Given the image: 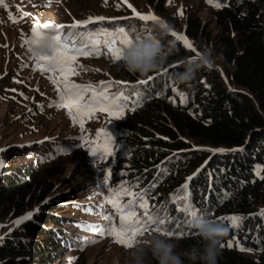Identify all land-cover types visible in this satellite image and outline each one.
Returning <instances> with one entry per match:
<instances>
[{
	"label": "trees",
	"instance_id": "trees-1",
	"mask_svg": "<svg viewBox=\"0 0 264 264\" xmlns=\"http://www.w3.org/2000/svg\"><path fill=\"white\" fill-rule=\"evenodd\" d=\"M214 1L219 5L218 24L224 31L222 59L229 83L245 90L254 100L228 92L219 84L217 74L200 69L196 79L205 80L212 75L217 83L216 95L206 97L204 92L195 95L192 115L169 104L162 96H172L170 87L175 86L177 91L189 87L176 86L172 75L184 71L183 58L194 56L187 48H175L158 71L173 66L170 74V69L167 74L150 73L148 76L155 78L147 85L125 89L126 92L135 89L145 96L135 111L128 107L132 113L126 117V127L139 132L142 125L151 127L158 136L147 134V141L160 149L152 151L144 145L132 149L129 167L132 172L127 184L133 191L147 190L150 211L168 216L166 228L190 233L176 239L177 244L199 246L195 231L188 227L190 217L178 211L177 204L170 200L182 184L185 185V176L191 177L187 194L197 214L228 229L223 244L234 241L233 247L222 248L218 264H264V215L261 214L264 210V179L261 178L264 177V0ZM109 72L114 79L129 83L148 77L127 72L121 63L111 66ZM156 107L163 108V115L153 116ZM183 137L224 151L203 154L184 150L187 145ZM133 139L140 142L135 136ZM26 148L13 146L4 151L14 160L22 156ZM180 168L186 175L178 178ZM49 186L34 169L2 167L0 218L10 214L15 218L34 203L44 204L30 220L0 238V264H79L65 258L71 248L66 245L61 220L54 214L68 198L56 196L45 202ZM229 215L243 219L237 227L227 220L217 219ZM238 245L256 252L257 257L240 255Z\"/></svg>",
	"mask_w": 264,
	"mask_h": 264
},
{
	"label": "rangeland",
	"instance_id": "rangeland-1",
	"mask_svg": "<svg viewBox=\"0 0 264 264\" xmlns=\"http://www.w3.org/2000/svg\"><path fill=\"white\" fill-rule=\"evenodd\" d=\"M128 4H131L141 14L151 11L173 31L185 35L196 50L189 49L194 56L197 55V51L212 48L217 60L216 67L211 71L219 76L220 83L219 81L218 83L222 84L228 92L244 95L254 100L245 90L234 88L229 83L222 59L224 31L218 24L216 17L218 6L214 0L212 3L207 0H171V2L169 0H127V3L124 0H107V4L105 0H3V3H0V149H3L0 151V160L4 162V165L34 169L42 175L50 184L45 202L56 196L64 195L68 198L54 214L60 218L66 245L71 248L65 258L73 263L136 264L135 261L130 260L128 250L131 247L116 243L114 236L102 237L85 230L82 226L105 225L106 221L101 214L104 208L109 209V213L114 216L113 223L119 226V215L111 210V206L106 204L104 195L101 194H107L103 187L104 177L110 171L113 187L121 182H127L131 176L129 172H132V169H129L132 149L144 145L146 149L160 151L159 148L152 147L147 141L149 137H146L147 134L155 137L158 134L146 125H142L143 133L126 127V117L132 113L128 108L123 110L120 119H115L106 112H96L83 121L82 131L79 124H74L70 119L67 109L48 107L57 99L56 85L49 80V75L58 80L64 77L59 71L42 72L39 67L33 71L36 67V60L32 58L28 45L22 46V40L31 38L34 25L37 31H47L55 25H65L63 32L67 34L70 31L67 26L74 21L103 16L109 19L91 23L92 25L87 26L86 29L78 28L77 30L100 32L105 29L112 31L123 27L136 39L148 35L157 36L166 50L170 48L172 51L177 47L186 48L182 42L171 43L174 37L160 24L143 21L135 16ZM181 11L182 15L179 14ZM45 24L49 25L48 29H44ZM101 52H107V49L102 47ZM191 58L183 59L188 61ZM117 63L121 62H114L110 55H77L73 63L69 65L75 74L67 73V79L79 85L89 83L99 85L101 81H111L112 87L109 89L111 92H116L121 88L126 92L125 89L129 87L143 86L138 85L137 82L129 83L114 79L110 75L109 68ZM172 67H168L170 69L168 74L173 71ZM157 74H167V72L161 71ZM116 81H122L125 84L118 85ZM174 87H170L171 97L162 96V98L192 115L196 104L195 95L200 92H204L206 97L216 95L214 92L217 83L212 75H208V79L205 80L195 78L186 90L177 91ZM177 92L187 97L186 103L180 102L181 98ZM154 110L153 116H156V113L160 116L159 114L164 112L162 107L158 109L156 107ZM100 129L112 136V140L109 141L103 132L97 137V130ZM81 136L83 139H80ZM133 136L139 138L140 142L136 143ZM182 140L187 145L184 150L214 154L211 150L216 149L199 145L188 138L183 137ZM103 144H107L112 155L93 158L90 155V149ZM13 146L27 148L23 150L22 156L12 160L5 155L4 150ZM62 149L64 151H61ZM1 169L2 167L0 171ZM185 175V170L180 168L177 173L178 178ZM185 178L188 193L191 180L187 179L189 176ZM176 194L177 191L174 195ZM172 197L170 200L173 202ZM43 204L34 203L32 208H28L22 215L15 218L11 214L1 217L0 238L17 228L13 224L15 220L30 212L37 213L36 209L41 211ZM138 215H142V210ZM154 232L156 231L144 232L135 239H145ZM169 238L175 241L180 237ZM92 240L96 242L89 243L83 246V250H80L84 241ZM177 245L176 251L180 253L192 247ZM241 248L244 250L241 251ZM236 249L240 255L252 259L257 257L256 252L243 246L238 245ZM184 262L190 264L186 257ZM149 264H156V261L150 259ZM196 264H201V262L197 261Z\"/></svg>",
	"mask_w": 264,
	"mask_h": 264
},
{
	"label": "snow or ice",
	"instance_id": "snow-or-ice-1",
	"mask_svg": "<svg viewBox=\"0 0 264 264\" xmlns=\"http://www.w3.org/2000/svg\"><path fill=\"white\" fill-rule=\"evenodd\" d=\"M127 3V0H124ZM171 2V0H169ZM207 2L212 3L213 0H207ZM3 3V0H0ZM107 4V0H105ZM216 6H219L218 4ZM129 8H132L133 13L139 19L143 21H153L162 28L167 29V31L174 37L171 42L175 44L177 41L182 42L183 45L196 51L192 44L188 41L187 37L181 33L173 31L164 21L160 20L151 11L147 14H141L137 12L131 4H128ZM119 8V5H117ZM182 15V11L179 12ZM11 18V14H10ZM109 19L103 16L100 17H89L84 21H74L70 26V31L64 34L63 29L65 25H55L54 29L55 35L51 37L55 41V48L51 56H36L32 54V58L36 60V67L40 68L42 72L55 73L59 71L63 75L62 80L54 78V76L49 75V80L56 85L57 99L50 103L48 107H57L67 109V114L74 124H79V127L83 131L84 123L83 121L94 115L96 112H106L110 116H114L115 119L121 118V113L125 108L131 107V110L135 111L136 107L139 106L145 96L133 89L132 92H125L123 88L116 92H111L109 89L112 87V82L101 81L99 85H93L91 83L87 85H79L71 83L67 79V73L74 70L69 67L75 60L77 55H110V58L116 62L121 60L122 51L132 44L133 38L129 32H127L123 27L117 28L115 30L109 31L107 29L100 32L96 31H79L78 28H85L90 23H95L98 21H103ZM49 25L45 24L44 29H48ZM22 33V37H23ZM46 35V31H37L36 26H33L32 35L30 39L22 40V46L24 44L28 45L29 52L32 53V46L43 36ZM101 37L103 39L101 40ZM106 48L107 52L102 53L101 48ZM197 55L199 52L197 51ZM166 73L167 70L165 69ZM155 77L148 76L147 79H141L137 81L138 85H147L150 81L154 80ZM118 85H124L125 82L116 81ZM126 86V85H125ZM176 91V89H173ZM22 95V94H21ZM180 96V102L186 103L187 97L183 93L177 92ZM175 102V101H173ZM31 111V110H30ZM104 133L105 137L110 141L112 136L103 129L97 130L96 136L99 137L101 133ZM47 139V138H46ZM80 139H83L81 136ZM3 151V149H0ZM61 151H64L63 149ZM211 151L222 152L223 149H212ZM90 155L93 158H98L99 156H111V151L108 150L107 144L97 145L95 149H90ZM4 166V162L0 160V167ZM264 170V169H262ZM259 174V173H258ZM264 179V177H261ZM191 180L192 178H187ZM103 187L106 191L101 193L104 195V199L107 205L111 206V210L118 214L120 217L119 226L117 227L113 223L114 216L109 213L108 208L101 210L103 219L106 221L105 225L102 226H82L85 230L92 231L99 234L100 236H114L115 242L122 244L125 247H132L134 243L137 242L135 239L138 235H142L144 232L156 231L161 235H166L169 237L177 236L183 237L189 235L181 229L173 231L171 228H166L165 224L168 222V216H160L158 213L153 214L149 209V197L146 189H140L139 191H133L132 187L127 184L126 181L121 182L116 187L111 185V173L110 171L105 175L103 180ZM183 193V194H181ZM127 198V199H125ZM173 203L177 204V210L185 214L186 217H192L197 215V209L192 205L187 194V184L182 186L181 189L177 190V194L172 197ZM142 210V215L138 213ZM36 212L39 209L35 210ZM34 213L30 212L23 217L18 218L13 222L16 227H19L25 221L32 218ZM261 214L264 215V210H261ZM219 221L223 222L225 220L230 222V225L237 227L239 222L243 219L237 215H231L227 217H218ZM11 230V229H10ZM95 240L84 241L83 245L80 246V250H83V246H87L89 243H95ZM234 241L229 240L227 244H221V248L227 246L229 248L233 247ZM241 251L244 249L241 248Z\"/></svg>",
	"mask_w": 264,
	"mask_h": 264
},
{
	"label": "clouds",
	"instance_id": "clouds-1",
	"mask_svg": "<svg viewBox=\"0 0 264 264\" xmlns=\"http://www.w3.org/2000/svg\"><path fill=\"white\" fill-rule=\"evenodd\" d=\"M54 29L46 31L33 46L32 53L36 56H51L55 48ZM171 49H165L161 40L155 35H148L134 39L132 44L122 51L121 64L132 74L141 77L160 71L166 62ZM217 57L212 48H204L199 55L184 63V71L172 75L171 79L176 86H191L200 69L213 70L216 67ZM188 227L195 231L199 238V246L193 245L183 253L177 252V243L158 232L150 234L145 239H138L128 250L130 260L136 264H149L155 260L156 264H185L186 257L190 264H218L222 254V240L227 236L228 229L219 222L212 221L206 216L195 215L190 217ZM134 254V255H133Z\"/></svg>",
	"mask_w": 264,
	"mask_h": 264
}]
</instances>
